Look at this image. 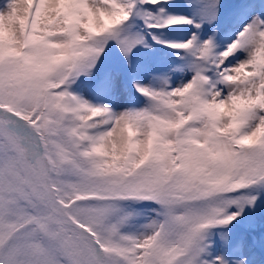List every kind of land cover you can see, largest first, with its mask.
Instances as JSON below:
<instances>
[{
  "label": "snow or ice",
  "instance_id": "6c2138e0",
  "mask_svg": "<svg viewBox=\"0 0 264 264\" xmlns=\"http://www.w3.org/2000/svg\"><path fill=\"white\" fill-rule=\"evenodd\" d=\"M0 264H264V0H0Z\"/></svg>",
  "mask_w": 264,
  "mask_h": 264
},
{
  "label": "rangeland",
  "instance_id": "374dc122",
  "mask_svg": "<svg viewBox=\"0 0 264 264\" xmlns=\"http://www.w3.org/2000/svg\"><path fill=\"white\" fill-rule=\"evenodd\" d=\"M177 27H179V26H177ZM190 27L191 26H187L185 29H188ZM161 32L163 34V38H167V39H177V38H180L185 33V32H183V33L179 32L177 30V28H173L172 30L163 29V30H161Z\"/></svg>",
  "mask_w": 264,
  "mask_h": 264
},
{
  "label": "bare ground",
  "instance_id": "6f19581e",
  "mask_svg": "<svg viewBox=\"0 0 264 264\" xmlns=\"http://www.w3.org/2000/svg\"><path fill=\"white\" fill-rule=\"evenodd\" d=\"M177 29H178L179 31H182V30H183L182 33L185 32V31L187 30V29H185V28H184V29H183V28H177Z\"/></svg>",
  "mask_w": 264,
  "mask_h": 264
}]
</instances>
